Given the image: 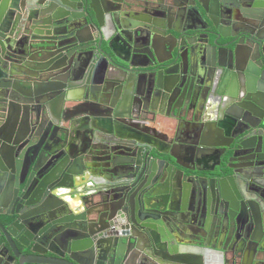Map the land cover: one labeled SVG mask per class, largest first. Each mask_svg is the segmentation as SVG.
<instances>
[{
  "label": "water",
  "instance_id": "water-1",
  "mask_svg": "<svg viewBox=\"0 0 264 264\" xmlns=\"http://www.w3.org/2000/svg\"><path fill=\"white\" fill-rule=\"evenodd\" d=\"M252 58L245 100L264 98V0H0V264H208L222 250L213 225L222 235L249 213L264 237V191L248 187L264 185L257 109H227L224 92L185 137L152 126L173 123L160 107L203 97L196 75L212 79V101L221 75ZM137 228L161 258L141 251ZM257 233L252 263L264 264Z\"/></svg>",
  "mask_w": 264,
  "mask_h": 264
},
{
  "label": "flooded vegetation",
  "instance_id": "flooded-vegetation-1",
  "mask_svg": "<svg viewBox=\"0 0 264 264\" xmlns=\"http://www.w3.org/2000/svg\"><path fill=\"white\" fill-rule=\"evenodd\" d=\"M254 44L252 42V47H255ZM115 49H116V51H119L120 53H122V55L126 56V50L122 49V47H120L119 45H117V47H115ZM242 54L245 55V51L242 52ZM256 56H257V54H256ZM161 57L163 59H166L168 57V55L162 53ZM254 57H255V55H254ZM242 58L244 59L245 56L244 57L242 56ZM242 63L243 62L241 61L239 69L234 70L233 74L224 73L221 75L222 78H221L220 85L218 86V88L217 87L214 88L216 93L214 92L215 96L212 98V101L211 100L209 101V99H208L209 94L207 93V91L209 90L208 85H210V83L212 82V79L208 78L207 75H201L199 78H198V75H196V77L194 78V81L198 80V82L201 83L202 86L204 87L203 97H201L200 100L193 102V103H190V101L187 99H183V100L180 99L179 101H180V105H182V107L176 109V110H178L176 113L171 112L172 109L170 106L160 107L159 110H160V113H162L161 117L165 118V119H169L173 123L170 125V127L167 126V124H163V123L162 124L161 123L152 124V126H154L156 128V130L158 131L157 133L161 136L166 135L169 138H171L175 133H177L176 130L178 129L180 131L179 135H181L182 137H185L184 135L187 136V133L190 131V129H192V126L187 125V122H191V120L193 119V114H195V112H198L197 114L200 117L199 114L202 113V111L204 112L207 104H210V106L212 108H217V109H218V107L221 108V106L224 102V100H222V95H223V98H225V94H222L224 92L228 93L230 96L229 98H226V99L231 98V100H232L231 103H229L228 107H226L227 109H230L231 111H234L237 113L240 109L244 110V107L249 106L250 108H252V117L253 118L256 117L254 110L257 109V114L262 119L264 117V98L261 99L260 93H259V91H257L255 95H253V93H252V98H249V100H245L246 93L244 91L245 83L252 84V88L253 87L255 88V85L257 83V78H258L257 77L258 76V70L260 68L257 65V60L254 61V58H252L251 63H248L247 61H245L244 65H243L245 68V71L242 68ZM183 69H184L183 67H178L175 69V72L178 73L179 71H182ZM246 70L251 71L252 73H247ZM183 75L184 76L182 77V82L185 83L187 86L188 85L186 83L187 80L188 81H192V80L187 79L190 75L186 71H185V74H183ZM190 86H192V85H190ZM206 95H207V100L204 101ZM255 100L260 101L259 106H256ZM229 117H231V116H229ZM229 117L224 118L221 121L224 122L225 125H227V124H229V121H230ZM216 118H218V113L206 115V120H210V122L213 124L214 123L217 124V121H215ZM258 119L261 120L260 118H258ZM254 137H256L255 133H253L252 137H251V141H253L252 142L253 144H254ZM213 140H215V139H213ZM220 140H222V139H220ZM227 141L229 142V140H227ZM177 151H178L179 157H182L183 161L188 162V159L190 158V152H187L186 149L184 151L182 147L179 148ZM217 155H219V154L217 153ZM217 155H214V156H217ZM214 156H212V157H214ZM224 159H226V158H224ZM226 161L221 162V167L226 166L225 165ZM216 164H218V162H216V159L211 158V160H209L208 163H206L204 165L214 167V166H216ZM229 164L232 166H235L237 164L236 159L231 160L229 162ZM217 168L220 169L219 167H217ZM229 174H231V173H228L226 176H228ZM253 178H258V177H253ZM263 178H264V176H263ZM227 181H228L227 184L230 183L229 179ZM228 185H230V184H228ZM99 186H102V185L90 184L88 188H90L91 190L92 189H98ZM248 187L252 189V192L254 193L253 195H256L260 190L264 191V185L259 183L258 179L249 180ZM133 201H134L133 207L135 208L136 213H138V215H139V210L137 209V206L139 205V202H140V196L136 197ZM243 202L245 204H247L246 200ZM247 212H250V211L248 210V211H246V213ZM137 217H139V216H137ZM125 219L128 220V217L126 215H124V218L122 217V220H123L122 225H124V226L126 225L124 222ZM242 221L243 222L241 224H239L237 227L235 225L233 226L231 223L224 225V228L222 227L223 229L221 231L222 235H216V232H218L219 229H217V227H215V225H213L212 237L215 238L214 242H216V243L212 244L213 249H211V250H214L215 246L220 247L222 250H219L217 253L216 252H212V254H211V252H210V254L207 253L208 257H206V259L208 260V264H220V263L221 264H253L252 263V254H254L256 249H255L254 245H252V242H253L252 241V234L258 232L257 236L259 237V235H260L262 246H264V237H262V231L260 229H258L257 232L253 231L252 216L250 215V213L248 215L244 214V216L242 217ZM206 224H207L208 229H206L207 227L205 225L206 230L205 229L202 230L203 235H207L209 233L208 230H209V228H210L209 226L211 224L210 220ZM126 230H128V229H126ZM210 230H211V228H210ZM144 235L145 234L142 232V230L140 228H137L136 234H135V237L137 239L136 244L140 245L141 251L149 252V253H151L153 255H157L161 258L160 255L155 253L156 250L153 249L152 245H150V243L147 241V239ZM225 235H226V239H225L223 245H219V244L217 245L216 237L217 236H223V238H224ZM114 238H117V237H114ZM220 240H222L221 237H220ZM124 242H125V246H124L123 252L128 253L129 251H132L133 247H132L130 240L124 241ZM220 251H222V252H220ZM142 256H143V253H142L141 257ZM144 257H147V256H144ZM147 260H149V259L147 258ZM204 260L205 259H203L202 262H205Z\"/></svg>",
  "mask_w": 264,
  "mask_h": 264
},
{
  "label": "crops",
  "instance_id": "crops-1",
  "mask_svg": "<svg viewBox=\"0 0 264 264\" xmlns=\"http://www.w3.org/2000/svg\"><path fill=\"white\" fill-rule=\"evenodd\" d=\"M221 264V263H220Z\"/></svg>",
  "mask_w": 264,
  "mask_h": 264
}]
</instances>
